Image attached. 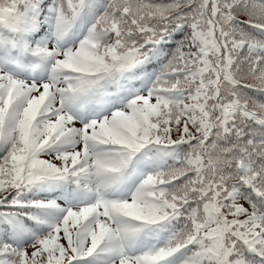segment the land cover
<instances>
[{"label":"snow or ice","instance_id":"1","mask_svg":"<svg viewBox=\"0 0 264 264\" xmlns=\"http://www.w3.org/2000/svg\"><path fill=\"white\" fill-rule=\"evenodd\" d=\"M0 264H264V0H0Z\"/></svg>","mask_w":264,"mask_h":264}]
</instances>
